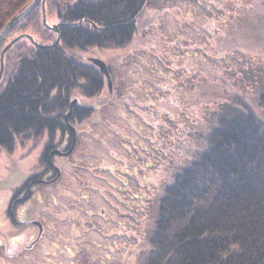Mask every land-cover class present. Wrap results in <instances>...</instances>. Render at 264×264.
Instances as JSON below:
<instances>
[{
  "label": "rangeland",
  "instance_id": "374dc122",
  "mask_svg": "<svg viewBox=\"0 0 264 264\" xmlns=\"http://www.w3.org/2000/svg\"><path fill=\"white\" fill-rule=\"evenodd\" d=\"M210 1L205 6L202 0H157L156 10L146 15L145 22H153L154 33L186 46L190 67L185 66L187 61H173L167 67L153 52L131 47L84 55L85 62L100 58L107 63L112 94L134 93L143 101L142 108L133 111L123 98L110 100L78 127L74 125L78 132L73 152L54 156L57 168L63 166L59 180L34 185L33 197L26 204L17 203L16 209L10 208L14 194L32 178H49L52 169L44 155L52 149L67 152L69 135L31 131L16 138L13 152L1 150L0 264H142L157 196L187 167L194 150L207 145L220 109L252 111L264 127L259 98L264 91V0H222L224 14L219 2ZM55 3L51 1L47 12L50 25L59 22ZM210 21L214 22L207 25ZM214 26H218L213 29L217 36L210 32ZM21 34L42 42L32 31H17L6 44ZM204 41L205 54L200 47L194 48ZM181 47L168 48L181 56ZM207 62L220 68L207 75L202 68ZM122 67L135 79H128ZM8 74L5 66L2 79ZM156 81L178 82L180 89L168 88L161 103ZM105 83L109 89L107 78ZM74 95L85 105L109 98L105 91L99 98H84L80 91ZM146 103L153 108L144 107ZM164 103H169L166 116L158 113ZM32 220H40L47 232L33 248H27L38 233ZM18 234L22 242L10 245L11 237Z\"/></svg>",
  "mask_w": 264,
  "mask_h": 264
},
{
  "label": "trees",
  "instance_id": "16d2710c",
  "mask_svg": "<svg viewBox=\"0 0 264 264\" xmlns=\"http://www.w3.org/2000/svg\"><path fill=\"white\" fill-rule=\"evenodd\" d=\"M32 1L0 0V32ZM51 1L46 3L48 13ZM55 1L61 33L59 43L41 49L21 39L6 53L9 74L0 83V153L1 150L13 152L16 138L31 131L53 134L60 130L69 135V150L72 138L66 115L77 91L87 99L99 98L105 91L109 98L93 105L77 99L71 116L76 127L110 100L123 98L133 111L142 108L143 101L134 93L112 94L105 75L93 62H85L84 55L131 47V50L153 52L167 67L173 61L192 65L189 56H185L186 46H182L181 56L180 51L177 55L176 50L168 48L181 47L180 40L173 42V38L154 33L153 22H145L149 11L156 10L157 0ZM208 1L202 3L207 6ZM211 1L219 2L222 10V0ZM42 18L39 7L9 33L2 48L17 31H32L41 37V45L52 44L57 33L46 28ZM215 28L218 26L210 28L212 35H216ZM205 44L207 41L194 48L200 47L205 54L208 49ZM123 55L119 54L120 59ZM181 67L179 71L183 73ZM202 68L209 75L220 67L207 62ZM122 71L128 79H135L131 71L123 67ZM159 83L156 81L161 103L168 88L173 87L175 92L180 89L178 82ZM259 98L264 107V91ZM168 104L156 108L158 113L170 114ZM144 107L153 108L148 103ZM227 108L220 109L216 124L208 132L207 145L194 150L187 167L178 171L157 196L154 225L149 231V247L142 264H264V127L252 111ZM151 120L157 124V120ZM159 131L162 130L156 132ZM49 152L43 158L46 162ZM31 180L14 194L10 208Z\"/></svg>",
  "mask_w": 264,
  "mask_h": 264
},
{
  "label": "water",
  "instance_id": "95a60500",
  "mask_svg": "<svg viewBox=\"0 0 264 264\" xmlns=\"http://www.w3.org/2000/svg\"><path fill=\"white\" fill-rule=\"evenodd\" d=\"M46 3L47 0H33L29 6H27L25 9H23L21 12H19V14L13 16L10 20L9 23L2 29V31L0 32V49L3 46V43L5 41V39L7 38V36L9 35V33L18 25H20V23H22V21H24L26 18H28L30 16V14L32 12L35 11V9L37 8H41V10H43V21H44V25L49 29V30H53L57 33V37L54 40L53 44H49V45H44V44H40L37 43V41L35 40L33 35H29V34H21L20 36L14 38L13 40L10 41V43H8L2 50H1V60H0V83H1V79H2V75L5 69V58H6V53L10 50V48H12L17 42H19L21 39L23 38H28L32 43H34V45L38 48H52L53 46L57 45L60 41V31H59V24L56 25H50L49 21H47V10H46ZM91 61L100 68V71L106 76L107 81L109 83V88L110 90H112V81H111V73L109 72V68L108 65L105 61L101 60L100 58H92ZM76 104H77V100H74L73 102H71L70 104V110L66 115V122L68 125V128H70L71 131V135L73 138L72 141V145L71 148L68 152L66 153H62L59 152V154L61 155H69L70 153L73 152L74 147L76 145L77 142V130L76 128H74L71 124H70V119L71 116L74 112V109L76 108ZM54 170L58 173L57 179L59 178L60 174L62 171H60V168L56 167L54 165ZM37 226H40V232H42L43 226L40 224V222L37 224Z\"/></svg>",
  "mask_w": 264,
  "mask_h": 264
},
{
  "label": "flooded vegetation",
  "instance_id": "af4514ba",
  "mask_svg": "<svg viewBox=\"0 0 264 264\" xmlns=\"http://www.w3.org/2000/svg\"><path fill=\"white\" fill-rule=\"evenodd\" d=\"M72 118V117H71ZM71 120V119H70ZM68 128V127H67ZM58 132H61L60 130L58 131ZM69 132H70V130H69ZM61 134H63L62 132H61ZM59 152H62V153H65L64 151H61V150H55V149H52L50 152H49V155H48V161H49V167L52 169V172H51V174L49 175V178H47V179H41V178H38V179H33V180H31L30 182H28V188H27V190L26 191H23V193H22V195L21 194H19V195H21V196H18L16 199H15V201H14V203L12 204V208L13 209H16V205H17V203H23V204H26V202H27V200H29V199H31L32 197H33V195L34 194H32V192H33V186L34 185H36L37 183H40V184H45V185H47L48 183L50 184H52V183H55L56 181H58L59 180V178L57 179V176H58V173L54 170V165H55V162L53 161L54 160V156H62V157H66L67 155H61V154H59ZM56 166V165H55ZM57 167V166H56ZM60 171H61V167H60ZM61 174H62V172H61ZM61 174H60V176H61ZM59 176V177H60ZM16 215H15V213L14 212H12V217H14V220L17 222H19V220H18V218L17 217H15ZM41 223L42 224V222L39 220H32V221H30V224H32L34 227H37L38 228V233H37V235L36 236H33L32 235V237H34V238H32V240H31V242L29 243V245L27 246V248H29V247H31V248H33L34 247V244L35 243H38L39 241H40V239L42 238V236L44 235V234H46V232H47V229H46V227L42 224V226H43V229H42V233H40V226H37V224L38 223ZM21 223V222H20ZM19 224V223H18ZM22 234H18V235H16V236H13V237H11L12 239H10L9 240V244L11 245H17L18 243H20V242H22ZM2 245V241H0V246ZM26 252V251H25Z\"/></svg>",
  "mask_w": 264,
  "mask_h": 264
}]
</instances>
